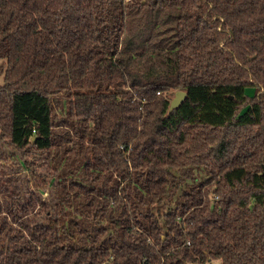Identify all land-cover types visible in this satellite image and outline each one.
<instances>
[{"label": "trees", "instance_id": "1", "mask_svg": "<svg viewBox=\"0 0 264 264\" xmlns=\"http://www.w3.org/2000/svg\"><path fill=\"white\" fill-rule=\"evenodd\" d=\"M0 75V264H264V0H0Z\"/></svg>", "mask_w": 264, "mask_h": 264}, {"label": "water", "instance_id": "2", "mask_svg": "<svg viewBox=\"0 0 264 264\" xmlns=\"http://www.w3.org/2000/svg\"><path fill=\"white\" fill-rule=\"evenodd\" d=\"M185 95H186V92L184 90H178L176 92V98H175L174 102L176 104H179L183 100V98L185 97Z\"/></svg>", "mask_w": 264, "mask_h": 264}, {"label": "rangeland", "instance_id": "3", "mask_svg": "<svg viewBox=\"0 0 264 264\" xmlns=\"http://www.w3.org/2000/svg\"><path fill=\"white\" fill-rule=\"evenodd\" d=\"M3 83H4V76H3V75H0V86H1ZM247 92H248L249 94H251V95L253 94V90H252V89H249V88H248ZM171 97H172V100L174 101L175 98H176V93H172V94H171ZM25 177H26V179H28V178H29V175H26Z\"/></svg>", "mask_w": 264, "mask_h": 264}, {"label": "built area", "instance_id": "4", "mask_svg": "<svg viewBox=\"0 0 264 264\" xmlns=\"http://www.w3.org/2000/svg\"><path fill=\"white\" fill-rule=\"evenodd\" d=\"M105 264V263H104Z\"/></svg>", "mask_w": 264, "mask_h": 264}]
</instances>
